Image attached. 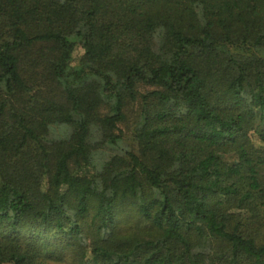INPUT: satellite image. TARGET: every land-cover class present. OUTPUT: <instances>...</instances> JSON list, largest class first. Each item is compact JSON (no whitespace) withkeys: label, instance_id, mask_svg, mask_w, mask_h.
<instances>
[{"label":"trees","instance_id":"trees-1","mask_svg":"<svg viewBox=\"0 0 264 264\" xmlns=\"http://www.w3.org/2000/svg\"><path fill=\"white\" fill-rule=\"evenodd\" d=\"M0 264H264V0H0Z\"/></svg>","mask_w":264,"mask_h":264},{"label":"rangeland","instance_id":"rangeland-1","mask_svg":"<svg viewBox=\"0 0 264 264\" xmlns=\"http://www.w3.org/2000/svg\"><path fill=\"white\" fill-rule=\"evenodd\" d=\"M81 50H77L76 54L79 55ZM141 89H144L143 87ZM139 105L134 102L127 108V120L120 124V129L123 133V143L129 148L136 150V142L133 138V129L137 123Z\"/></svg>","mask_w":264,"mask_h":264}]
</instances>
